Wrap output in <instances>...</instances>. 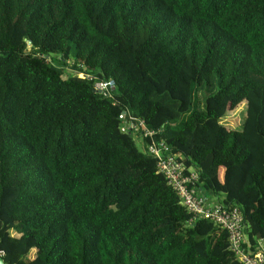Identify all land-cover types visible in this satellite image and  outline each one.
I'll use <instances>...</instances> for the list:
<instances>
[{"label": "trees", "instance_id": "1", "mask_svg": "<svg viewBox=\"0 0 264 264\" xmlns=\"http://www.w3.org/2000/svg\"><path fill=\"white\" fill-rule=\"evenodd\" d=\"M130 115L153 136L122 131ZM153 140L264 242V0H0L5 264H243L190 223Z\"/></svg>", "mask_w": 264, "mask_h": 264}, {"label": "built area", "instance_id": "2", "mask_svg": "<svg viewBox=\"0 0 264 264\" xmlns=\"http://www.w3.org/2000/svg\"><path fill=\"white\" fill-rule=\"evenodd\" d=\"M79 75L86 76L83 73ZM114 86L115 83L111 80H98L95 83V88L106 95ZM122 131L135 134L142 132L145 137H152L155 133L145 126L143 120H138L132 115L122 126ZM147 150L156 158L158 171L166 177L168 183L177 192L180 203L192 214L190 223L199 218H205L220 225L228 233L230 249L243 264H264V242L259 241L254 245L247 238L243 212L239 207L210 202L207 195L201 193L198 187L200 179L198 172L180 161L164 141L153 140L151 144H148Z\"/></svg>", "mask_w": 264, "mask_h": 264}, {"label": "rangeland", "instance_id": "3", "mask_svg": "<svg viewBox=\"0 0 264 264\" xmlns=\"http://www.w3.org/2000/svg\"><path fill=\"white\" fill-rule=\"evenodd\" d=\"M245 117H246V106H245V104H243V105H240L238 108L228 112L227 115L222 119L221 122L223 123V125H225L229 129L239 130L242 128ZM135 141H136L138 147L142 150L144 147L143 139L140 137H135ZM220 195L222 196L220 201H222L223 194H220ZM211 200L217 201L216 195L212 196ZM247 238L250 239L248 233H247Z\"/></svg>", "mask_w": 264, "mask_h": 264}, {"label": "crops", "instance_id": "4", "mask_svg": "<svg viewBox=\"0 0 264 264\" xmlns=\"http://www.w3.org/2000/svg\"><path fill=\"white\" fill-rule=\"evenodd\" d=\"M221 174H223V170H222ZM215 195H216V200L217 201L211 200L212 196H215ZM207 197L209 198V201L212 202V203L221 202L220 199L222 198V196L220 194L207 195Z\"/></svg>", "mask_w": 264, "mask_h": 264}, {"label": "water", "instance_id": "5", "mask_svg": "<svg viewBox=\"0 0 264 264\" xmlns=\"http://www.w3.org/2000/svg\"><path fill=\"white\" fill-rule=\"evenodd\" d=\"M0 264H5V261L1 257H0Z\"/></svg>", "mask_w": 264, "mask_h": 264}]
</instances>
